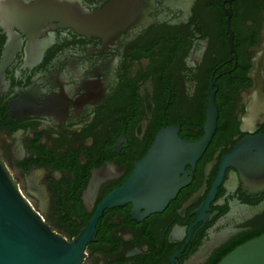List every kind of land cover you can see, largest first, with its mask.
I'll return each instance as SVG.
<instances>
[{
	"label": "flooded vegetation",
	"instance_id": "af4514ba",
	"mask_svg": "<svg viewBox=\"0 0 264 264\" xmlns=\"http://www.w3.org/2000/svg\"><path fill=\"white\" fill-rule=\"evenodd\" d=\"M60 7L110 8L115 29L80 31ZM1 62L0 159L67 240L158 131L195 142L215 108L187 183L157 212L103 209L81 264H211L264 232V173L224 161L264 134V0H0Z\"/></svg>",
	"mask_w": 264,
	"mask_h": 264
},
{
	"label": "water",
	"instance_id": "95a60500",
	"mask_svg": "<svg viewBox=\"0 0 264 264\" xmlns=\"http://www.w3.org/2000/svg\"><path fill=\"white\" fill-rule=\"evenodd\" d=\"M57 14L62 20H70L69 23L80 31L109 33L115 29L110 8L82 17L60 7ZM3 66L1 62L0 70ZM215 115L210 101L204 134L192 143L178 137L173 127L158 131L127 179L102 199L85 226L71 240L48 227L0 159V264H81L85 245L93 239L95 224L103 209L130 203L135 209H143L144 214L160 211L187 183L183 169L192 167L205 148L214 129ZM251 151L256 152L250 154ZM245 155L249 160L245 166L248 174H263L264 134L238 143L224 161L242 173L240 159ZM216 264H264V232L234 247Z\"/></svg>",
	"mask_w": 264,
	"mask_h": 264
},
{
	"label": "trees",
	"instance_id": "16d2710c",
	"mask_svg": "<svg viewBox=\"0 0 264 264\" xmlns=\"http://www.w3.org/2000/svg\"><path fill=\"white\" fill-rule=\"evenodd\" d=\"M233 247H229L226 252L228 253ZM225 252V253H226ZM221 257H217L211 264H216Z\"/></svg>",
	"mask_w": 264,
	"mask_h": 264
}]
</instances>
